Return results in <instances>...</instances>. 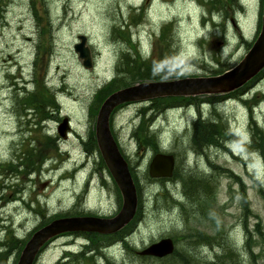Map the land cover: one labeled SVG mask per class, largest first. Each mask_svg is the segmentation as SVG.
<instances>
[{
	"label": "rangeland",
	"instance_id": "rangeland-1",
	"mask_svg": "<svg viewBox=\"0 0 264 264\" xmlns=\"http://www.w3.org/2000/svg\"><path fill=\"white\" fill-rule=\"evenodd\" d=\"M206 1L151 0L144 8L141 0H0V264H16L33 229L56 214L111 217L119 211L120 194L92 138L96 96L126 78L124 68L164 70L165 80H174L216 75L245 55L260 30L263 0ZM80 35L92 56L88 69L73 48ZM127 44L132 66L122 58ZM141 51L152 52L148 60H139ZM40 82L46 118L22 100ZM211 97L166 100L159 112L148 103L116 110L112 132L137 179L140 213L111 239L57 235L34 264H178L179 255L207 264L225 254H232V264H264V71L235 95L214 104ZM65 117L70 130L62 139L56 129ZM199 119L224 130L207 148L202 173L194 168L198 144L192 143ZM139 127L151 138L141 145ZM41 133L56 142L55 152L37 142ZM158 147L163 152H153ZM159 152L174 155L177 179L148 178ZM189 177L205 181L188 185ZM163 238L174 242L171 256L139 255ZM89 242L94 258L73 255Z\"/></svg>",
	"mask_w": 264,
	"mask_h": 264
},
{
	"label": "water",
	"instance_id": "water-1",
	"mask_svg": "<svg viewBox=\"0 0 264 264\" xmlns=\"http://www.w3.org/2000/svg\"><path fill=\"white\" fill-rule=\"evenodd\" d=\"M74 46L75 52L83 60L84 67H91L89 49L85 38ZM264 68V4L260 32L249 51L233 68L216 76L185 78L175 81L145 82L110 94L101 104L95 124L96 143L105 165L121 194L120 211L112 218L74 217L56 219L34 232L25 244L17 264H33L39 250L51 238L67 232H95L113 234L126 226L134 217L137 196L136 189L126 161L112 137L109 116L114 108L129 102H144L164 97L198 96L226 94L237 90ZM67 119H63L57 131L65 137ZM174 160L171 155L156 154L149 164V176L169 178ZM173 252L171 239H162L140 252L142 256L162 258Z\"/></svg>",
	"mask_w": 264,
	"mask_h": 264
},
{
	"label": "trees",
	"instance_id": "trees-1",
	"mask_svg": "<svg viewBox=\"0 0 264 264\" xmlns=\"http://www.w3.org/2000/svg\"><path fill=\"white\" fill-rule=\"evenodd\" d=\"M123 58V57H122ZM123 60L125 61L126 59L123 58ZM134 62V61H133ZM132 66V65H131ZM125 75H126V78H119L117 81H115V86H114V83H110L108 85L107 88H105L104 90L107 91L106 95H104L102 98V94L101 92L96 96L97 98V106H99V104H101V102L105 99V97L107 95H109L111 92H113L114 90L116 89H120V88H123V87H127L137 81H146V80H162V79H165L166 77V74H165V71L162 70L161 71V74H158V75H153V74H150V71L149 70H146V71H138V70H130V67L128 68H124L122 70ZM42 83V82H40ZM40 83H35L36 87H35V90L33 92V95H32V99H31V103L30 105L33 106V108L36 110V112L42 117V118H46L47 117V114H46V102L43 101L40 97L42 94L40 93H44V94H47V92L43 89V86L40 84ZM23 101H27L26 98H22ZM51 100V105H52V102L54 101L53 100V97L50 95L49 98H48V102ZM170 101V100H173V99H159V100H152V105H156L155 109H161V104L160 102H164V101ZM50 105V106H51ZM97 111V109L95 110ZM200 124L199 127H197L195 129V141L196 140H199V139H204L205 141H207L208 145H211V144H215L218 140V136L217 134H219V131L217 130V126L213 123H209L207 127H203L201 123H198ZM142 125V124H141ZM140 125V126H141ZM203 127V128H202ZM208 129V130H207ZM207 130L209 132L208 134V138L205 139V138H202L201 137V132L200 131H205ZM214 132V133H212ZM221 133V132H220ZM136 134H137V141H138V145H141V144H145L147 143L151 138L150 136L147 134V130L144 131V129L142 127H139L136 131ZM231 135H229L227 132L225 133V138H230ZM92 140L94 142H92V145L95 147V149L97 148L96 147V144H95V139L94 137L92 138ZM37 142H41L43 144H47L48 147L50 146L53 151L55 152V149H56V145H55V142L53 141L52 138L48 137V136H45L43 133H41V137L40 139H37ZM37 149H35V152L36 153ZM41 153H43V149H41L40 151ZM133 178H134V181H135V185H136V188H137V196H138V208H137V214L136 216L140 213L141 211V200H140V191H139V187L137 185V182H136V178L134 175H132ZM62 216H66L64 213H59V214H56L54 216V218H57V217H62ZM53 219V218H51ZM50 219V220H51ZM42 226V225H40ZM130 229V225L127 226L123 232H126L127 230ZM122 232V233H123ZM92 245H93V242H92ZM123 246L127 247V244L126 242H123ZM83 254V253H82ZM82 254H78L77 256H81ZM177 256V255H176ZM231 256L232 254H225V256H222V257H217L214 261V263H207V264H232V261H231ZM83 257V256H82ZM177 260L176 262L178 264H190V260L189 258H187L186 256H182V255H179L177 256ZM193 260V259H192ZM194 261V260H193ZM193 264H197L196 261H194ZM206 264V263H205Z\"/></svg>",
	"mask_w": 264,
	"mask_h": 264
},
{
	"label": "flooded vegetation",
	"instance_id": "flooded-vegetation-1",
	"mask_svg": "<svg viewBox=\"0 0 264 264\" xmlns=\"http://www.w3.org/2000/svg\"><path fill=\"white\" fill-rule=\"evenodd\" d=\"M151 0H141V3L143 2V5H144V8H145V4L146 5H148L149 4V2H150ZM132 7V9L133 10H135V8L136 7H134V6H131ZM144 15L146 16L147 15V9H144ZM137 24V22L135 23V25ZM129 36V35H128ZM261 76H259V77H257V79L258 78H260ZM256 79V80H257ZM255 80V81H256ZM199 140H201V141H204V142H202V143H200L199 142ZM199 140H196V143L198 144L197 146H194L197 150H195L196 151V153L194 152V155L196 156V160H195V166H194V168L195 169H198L199 170V168H200V166H199V164L201 163V161L203 162V163H205L206 165H208V161H207V158H206V150H207V148H208V143H207V141H205L204 139H199ZM202 144V145H201ZM199 145H201V146H199ZM200 149V150H199ZM200 171V170H199ZM201 173L203 172V170H201L200 171ZM202 177H205L204 175H202ZM177 179V178H176ZM205 181V180H204Z\"/></svg>",
	"mask_w": 264,
	"mask_h": 264
},
{
	"label": "bare ground",
	"instance_id": "bare-ground-1",
	"mask_svg": "<svg viewBox=\"0 0 264 264\" xmlns=\"http://www.w3.org/2000/svg\"><path fill=\"white\" fill-rule=\"evenodd\" d=\"M34 92V91H33ZM33 92L30 94V99L27 97L26 99H27V102H29V103H31V99H32V95H33ZM217 122V121H216ZM215 122V125L217 126V128H218V124ZM210 123V122H209ZM209 123H204L202 126L203 127H207L208 126V124ZM202 127V128H203ZM208 130V129H207ZM207 130H205V131H200L201 132V137H208V134H209V132L207 131ZM212 133H214V132H212ZM215 134V133H214Z\"/></svg>",
	"mask_w": 264,
	"mask_h": 264
}]
</instances>
